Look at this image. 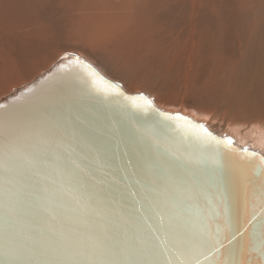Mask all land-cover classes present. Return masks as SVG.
<instances>
[{"label": "water", "instance_id": "95a60500", "mask_svg": "<svg viewBox=\"0 0 264 264\" xmlns=\"http://www.w3.org/2000/svg\"><path fill=\"white\" fill-rule=\"evenodd\" d=\"M0 264H264V155L63 54L0 97Z\"/></svg>", "mask_w": 264, "mask_h": 264}, {"label": "bare ground", "instance_id": "6f19581e", "mask_svg": "<svg viewBox=\"0 0 264 264\" xmlns=\"http://www.w3.org/2000/svg\"><path fill=\"white\" fill-rule=\"evenodd\" d=\"M43 1L58 2L0 0V33L14 40L0 45V71L7 75L3 85L26 75L23 72L17 76L8 68L9 50L44 44L45 32L40 25L33 31L17 26L18 17L27 8ZM74 1L59 0L60 6L51 11L72 10L69 17H60L71 42L82 41V49L110 76L118 77L123 72L139 77L146 69L162 83L168 60L154 58L153 53L174 39L169 48L176 52L179 62L193 65L183 90L180 88L177 92L189 97L195 90L208 94L215 86H222L221 112L227 104L228 109L236 105L241 114L264 118V0H80L81 9L73 11L78 8L73 5ZM5 32L18 33V36ZM29 54L30 71L47 57ZM254 92L259 95L255 96ZM204 115L212 114L207 110ZM224 130L239 145L252 143L264 151V126L243 133L234 126L231 129L226 126Z\"/></svg>", "mask_w": 264, "mask_h": 264}, {"label": "rangeland", "instance_id": "374dc122", "mask_svg": "<svg viewBox=\"0 0 264 264\" xmlns=\"http://www.w3.org/2000/svg\"><path fill=\"white\" fill-rule=\"evenodd\" d=\"M241 1L244 2V0ZM73 5L78 7L73 11L81 9L80 0L74 1ZM59 6V0L56 4L51 1H43L34 8H27L24 11L23 16L18 17L17 26L25 27V30L33 31L34 27L40 25L42 31L45 32V35L42 37L44 44L36 43L27 49L15 47V50L14 48L9 50L7 54L9 56L8 59H10H7L6 61V65L8 66V68L13 69L17 76L22 74L23 72L26 75L20 76L16 80H13L11 82L9 81L7 84L3 85L7 80V75L3 71H0V97L9 93L12 89L31 81L40 72L46 70L59 56L63 54H73L91 64L107 79L121 86V88L127 93H142L149 97L153 101V103H155V105L161 110L185 115L197 122L204 124L215 134L229 137L234 142L236 141L234 137H232L233 135L226 133V131L224 130L226 126L230 129L233 126L237 127L238 130L242 133L259 126H264V118L257 119L247 114H241L239 107L236 105H233L228 109L227 104L221 112L219 109L222 106V100L224 97V95L222 96L221 94L222 90L224 89H222V86H215V88H212V90L209 91L208 94L202 92L201 90H195L194 93L189 97L182 95L180 92H177L180 88L183 90L186 77L189 74V68L193 67V65L188 62H179L176 52L169 48V46L174 43V39L171 40L167 47L163 46L161 48H158L153 53L154 58H166L168 60L166 66L163 69V72L166 74V78L162 81V83L159 82V78L157 76L152 75L153 72L146 69L143 73L141 72V75L139 77H135L123 72L119 73L118 77L112 75L110 76V74L104 71L105 69L103 70L101 67H99L100 65L98 64V61L94 60L91 55L88 56V53L82 49V47L84 46L82 41L79 42L78 40L71 42L69 33L66 30L65 26H62V20L60 17L61 15L64 17H69L72 10H66L62 13L51 11V9L56 10ZM47 24L49 26H47ZM11 33L5 32V34L9 36L10 34L11 36H18L16 35L18 33ZM9 41L14 40L10 37H7L6 39V36L4 37V34L0 33V45H5ZM25 51H27L28 53ZM52 51H54V53L51 54V56H47ZM29 53H39L43 57H47L43 63L36 66L37 68L30 71L29 63L31 55ZM12 54L14 57L12 56ZM10 55L12 58L10 57ZM0 64L2 63L0 62ZM2 68L6 69L4 65L2 66ZM215 90L217 91L215 93V96H213L212 94ZM254 95L257 96L259 95V93L254 92ZM213 97L215 100L212 99ZM243 103L245 102L243 101L241 104ZM207 110L212 115L205 117L204 113H207ZM247 144H241L240 146H247L251 149L255 148V150L260 151V153L264 155L263 150L257 149L252 143Z\"/></svg>", "mask_w": 264, "mask_h": 264}]
</instances>
